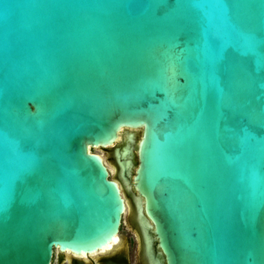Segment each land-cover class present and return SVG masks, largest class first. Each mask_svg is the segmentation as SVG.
<instances>
[{
  "label": "water",
  "instance_id": "obj_1",
  "mask_svg": "<svg viewBox=\"0 0 264 264\" xmlns=\"http://www.w3.org/2000/svg\"><path fill=\"white\" fill-rule=\"evenodd\" d=\"M137 129L113 157L154 258L264 264V0H0V264L108 245L89 147Z\"/></svg>",
  "mask_w": 264,
  "mask_h": 264
},
{
  "label": "rangeland",
  "instance_id": "obj_2",
  "mask_svg": "<svg viewBox=\"0 0 264 264\" xmlns=\"http://www.w3.org/2000/svg\"><path fill=\"white\" fill-rule=\"evenodd\" d=\"M131 132V130H122L120 132V138L112 145L110 146H106V147H92L91 151L95 152L97 154H100L102 156V158H104V163L106 164L109 173H110V178L116 180L119 183V186L121 187L124 196H126L128 198V195L126 194V192L124 191V188L126 187L128 190H130L129 192L131 193L130 196L132 195L133 197H135V193L131 191V188H128L127 186L122 185L123 183L121 182V180L119 179V169L115 163L114 157H113V150L115 147L117 146H121L126 142V136L127 133ZM135 134V139L133 142V147L135 146V143L137 142V140L140 137L141 134V130L137 129L132 131ZM134 165H136V157H135V152H134ZM133 172V170H132ZM128 201V210L124 212L123 214V220L121 222V226H120V230L119 233L117 235L118 237V243L115 246L119 247L120 245V236H122L124 238L123 244L121 246V249L124 250V255L123 252L120 253V256L122 258H120L121 261H117V263L119 264H124L125 261L124 258H126V263L125 264H137V258L135 257L134 253L136 254V249L138 248V243L136 241V237H133L132 232L129 229H135L136 228V224H135V214H136V208L134 207V204H132L130 198L127 199ZM113 246V247H114ZM60 254L58 253V251H55V256L54 259L52 261V264H57V258ZM65 256V255H63ZM66 257V256H65Z\"/></svg>",
  "mask_w": 264,
  "mask_h": 264
},
{
  "label": "flooded vegetation",
  "instance_id": "obj_3",
  "mask_svg": "<svg viewBox=\"0 0 264 264\" xmlns=\"http://www.w3.org/2000/svg\"><path fill=\"white\" fill-rule=\"evenodd\" d=\"M120 191H121V195L124 198L125 211L128 210V201H127L128 198H130L132 204H134V207L136 208L135 197H133L132 195L130 196L131 194L129 192L130 190H128L126 187L124 188V191L128 195V198L124 196L121 187H120ZM131 191L137 194L133 188H131ZM122 220H123V217H122ZM135 224H136V228L133 230L132 229H129V230L132 232L133 237H136V241L138 243V246H137L138 248L135 251L136 254L134 253L135 257L137 258V264H149L147 252H146L145 234L138 221L137 208H136V214H135ZM119 230H120V227H119ZM119 237H120V245L122 246L124 238L120 235ZM121 246L116 247V248L114 246V248H111V249L107 248L104 251L100 250L96 253H87V254H75L70 251L62 252V251L55 249L53 251L50 264H52V261L54 259L55 251H58V253L60 254L57 258V264H119L117 263V261L122 260V259L120 260V258H122L120 256V253L123 252V255H124V250L121 249ZM63 255H65L66 257ZM124 260L125 261L123 262L126 263V258H124Z\"/></svg>",
  "mask_w": 264,
  "mask_h": 264
},
{
  "label": "bare ground",
  "instance_id": "obj_4",
  "mask_svg": "<svg viewBox=\"0 0 264 264\" xmlns=\"http://www.w3.org/2000/svg\"><path fill=\"white\" fill-rule=\"evenodd\" d=\"M129 133H131V141L130 142H132L133 141V132L131 131V132H129ZM119 135V134H118ZM118 138H119V136H118ZM91 148L92 147H89V150L91 151ZM101 158H102V156L100 155V154H98ZM122 158H124V160H123V163H124V168L123 167H121V169H120V172L122 173V174H125V173H129L130 174V168H131V163H132V160L131 159H129L130 157H128V154L127 153H125L124 155H123V157ZM103 159V161H104V158H102ZM118 159H120L119 158V155H118ZM110 174V173H109ZM117 184H118V186H119V183L117 182ZM120 187V186H119ZM135 203L137 204V208H138V221H139V224H140V226H141V228H142V230H143V232H144V234H145V243H146V252H147V257H148V261H149V264H160L155 258H154V256H153V252H152V248H151V246H152V240H151V238H149V236L147 235V231H148V229H149V223H148V221L146 220V218L143 216V214H142V210H141V202H140V199H139V197H136L135 198ZM125 211V210H124ZM118 233H119V231H118ZM118 233L113 237V239H112V241L108 244V245H106L104 248H102V249H100L101 251L103 250H105V249H111V248H114L113 246L114 245H116L117 243H118V237H117V235H118ZM117 242V243H116ZM100 250H98V251H100ZM98 251H96V252H98ZM96 252H93V253H96ZM81 254H84V253H81Z\"/></svg>",
  "mask_w": 264,
  "mask_h": 264
}]
</instances>
